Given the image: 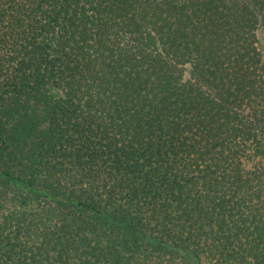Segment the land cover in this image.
Masks as SVG:
<instances>
[{"label":"trees","instance_id":"1","mask_svg":"<svg viewBox=\"0 0 264 264\" xmlns=\"http://www.w3.org/2000/svg\"><path fill=\"white\" fill-rule=\"evenodd\" d=\"M264 0H0V264H264Z\"/></svg>","mask_w":264,"mask_h":264},{"label":"rangeland","instance_id":"2","mask_svg":"<svg viewBox=\"0 0 264 264\" xmlns=\"http://www.w3.org/2000/svg\"><path fill=\"white\" fill-rule=\"evenodd\" d=\"M258 47L264 60V27H260L258 30Z\"/></svg>","mask_w":264,"mask_h":264}]
</instances>
